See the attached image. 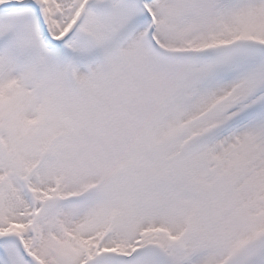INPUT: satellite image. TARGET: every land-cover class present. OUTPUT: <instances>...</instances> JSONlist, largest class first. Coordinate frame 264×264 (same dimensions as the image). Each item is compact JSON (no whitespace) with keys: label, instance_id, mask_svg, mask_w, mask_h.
<instances>
[{"label":"snow or ice","instance_id":"6c2138e0","mask_svg":"<svg viewBox=\"0 0 264 264\" xmlns=\"http://www.w3.org/2000/svg\"><path fill=\"white\" fill-rule=\"evenodd\" d=\"M0 264H264V0H0Z\"/></svg>","mask_w":264,"mask_h":264}]
</instances>
